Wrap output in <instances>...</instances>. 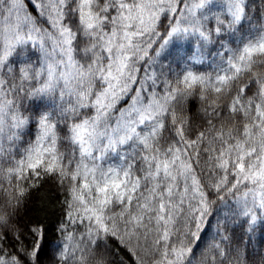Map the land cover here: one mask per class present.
<instances>
[{
    "label": "snow or ice",
    "instance_id": "6c2138e0",
    "mask_svg": "<svg viewBox=\"0 0 264 264\" xmlns=\"http://www.w3.org/2000/svg\"><path fill=\"white\" fill-rule=\"evenodd\" d=\"M0 264H264V0H0Z\"/></svg>",
    "mask_w": 264,
    "mask_h": 264
}]
</instances>
